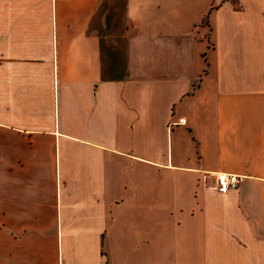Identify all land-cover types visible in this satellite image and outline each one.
Returning <instances> with one entry per match:
<instances>
[{
  "label": "crops",
  "instance_id": "1",
  "mask_svg": "<svg viewBox=\"0 0 264 264\" xmlns=\"http://www.w3.org/2000/svg\"><path fill=\"white\" fill-rule=\"evenodd\" d=\"M0 264H264V0H0Z\"/></svg>",
  "mask_w": 264,
  "mask_h": 264
},
{
  "label": "built area",
  "instance_id": "2",
  "mask_svg": "<svg viewBox=\"0 0 264 264\" xmlns=\"http://www.w3.org/2000/svg\"><path fill=\"white\" fill-rule=\"evenodd\" d=\"M178 122L182 123L183 119L178 118ZM212 187L218 192H225L228 189H234L237 187L239 177L231 174H222L219 172L213 173L212 176Z\"/></svg>",
  "mask_w": 264,
  "mask_h": 264
}]
</instances>
